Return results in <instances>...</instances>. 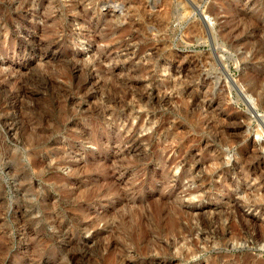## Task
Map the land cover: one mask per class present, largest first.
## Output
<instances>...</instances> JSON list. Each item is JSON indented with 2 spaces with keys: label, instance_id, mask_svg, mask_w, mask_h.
<instances>
[{
  "label": "rangeland",
  "instance_id": "rangeland-1",
  "mask_svg": "<svg viewBox=\"0 0 264 264\" xmlns=\"http://www.w3.org/2000/svg\"><path fill=\"white\" fill-rule=\"evenodd\" d=\"M0 264H264V0H0Z\"/></svg>",
  "mask_w": 264,
  "mask_h": 264
}]
</instances>
